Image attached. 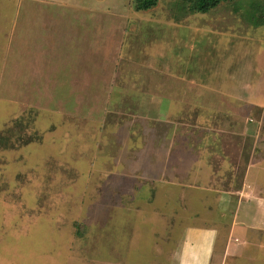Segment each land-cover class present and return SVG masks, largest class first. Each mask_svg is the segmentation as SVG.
<instances>
[{"label":"rangeland","instance_id":"374dc122","mask_svg":"<svg viewBox=\"0 0 264 264\" xmlns=\"http://www.w3.org/2000/svg\"><path fill=\"white\" fill-rule=\"evenodd\" d=\"M179 3L0 0V264H264V26Z\"/></svg>","mask_w":264,"mask_h":264},{"label":"trees","instance_id":"16d2710c","mask_svg":"<svg viewBox=\"0 0 264 264\" xmlns=\"http://www.w3.org/2000/svg\"><path fill=\"white\" fill-rule=\"evenodd\" d=\"M224 1L231 3L233 5L234 10L240 12L245 22L248 21L247 23L252 24L254 26H264V0H180L181 6L178 12L180 13V10L183 9L193 14H197V13L207 14L217 9ZM158 3L159 0H136L135 10L147 11L156 7ZM186 114L188 115V113ZM57 116L66 118L70 115H67L65 117L63 114H58ZM190 117H193V115H191ZM180 119L184 120V116ZM20 124L21 122L18 123V126L21 127ZM194 126H196L195 123L191 122L190 127L194 128ZM4 131H5L4 134L10 132L9 128H5ZM180 134L186 136L185 140H187V137L190 138L191 140L193 138H196L194 136L195 132L192 130H190L189 133H187L186 131L178 132L177 136L180 137L181 136ZM101 162L102 160L99 163L101 164ZM112 224H114L113 221L110 222L108 225H112ZM76 225L79 228L77 230V236L81 239V247L84 248L88 244V237L91 227H88L87 225H83V224H76ZM99 229L101 231H106L107 227L99 228ZM79 251L80 249L73 250L74 253Z\"/></svg>","mask_w":264,"mask_h":264}]
</instances>
